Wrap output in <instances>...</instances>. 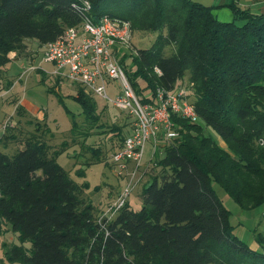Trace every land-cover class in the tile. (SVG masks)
<instances>
[{"label":"trees","instance_id":"trees-1","mask_svg":"<svg viewBox=\"0 0 264 264\" xmlns=\"http://www.w3.org/2000/svg\"><path fill=\"white\" fill-rule=\"evenodd\" d=\"M80 1L0 0V68L13 52L27 51V40L43 47L78 26ZM87 1L96 22L110 16L129 21L133 31L157 34L150 48L133 42L135 77H128L141 97L146 90L174 91L188 78L199 120L174 118L180 137L160 149L162 170L144 188L141 210L127 203L101 221L81 186L35 137L13 155L0 151V234L5 223L22 240L8 260L264 264V234L257 238L262 251L236 236L232 213L214 189L219 185L242 210L264 206V10L256 14L231 0L226 6L234 20L224 22L214 7L193 0ZM77 101L83 113L97 110L91 99Z\"/></svg>","mask_w":264,"mask_h":264},{"label":"rangeland","instance_id":"rangeland-1","mask_svg":"<svg viewBox=\"0 0 264 264\" xmlns=\"http://www.w3.org/2000/svg\"><path fill=\"white\" fill-rule=\"evenodd\" d=\"M193 1L214 7L220 21H230L225 13L231 14L232 10L226 6L231 0ZM240 6L253 13H259L264 10V0H242ZM156 38V33L135 30L133 42L138 49H147L155 43ZM26 44V52H13L27 60L26 63L23 62L25 67L32 64L29 62H32L37 54L36 67H42L49 73L53 72L54 67L51 64L42 62L43 47H38V43L29 40ZM173 49V46L166 48L165 54L169 55ZM134 55L133 47L130 46L124 56L127 75L131 74L133 78ZM21 62L22 60H13L8 68H0V129L4 133L0 150L13 155L23 148L27 140L35 137L43 144L47 155L55 157L81 186L86 201L95 206V214L99 220L105 217L114 218L113 213L117 212L113 205L118 201L120 192L126 188L128 181L127 178L118 176V172L111 165V156L129 134L131 118L123 110L92 97L82 86L69 79L57 80L53 76L42 82L41 70L30 71L24 75L25 68ZM182 84L188 88V78L183 80ZM80 96L91 99L97 110L90 114L83 113L77 101ZM20 101L32 114L19 104ZM209 134L220 146L228 148L217 132L209 131ZM152 156L153 146L148 143L145 165L141 168L137 180L141 173H144V176L136 184L128 200L136 211L142 208L141 195L144 188L162 170L156 165L157 157L152 159ZM214 189L232 213L235 235L251 249L262 251L257 238L264 234V206L249 211L242 210L219 185L214 184ZM21 244L19 234L3 223L0 234V264H19L10 262L6 253L12 246ZM23 246L29 251L32 249L30 242H25Z\"/></svg>","mask_w":264,"mask_h":264},{"label":"built area","instance_id":"built-area-1","mask_svg":"<svg viewBox=\"0 0 264 264\" xmlns=\"http://www.w3.org/2000/svg\"><path fill=\"white\" fill-rule=\"evenodd\" d=\"M92 9L90 1H80L82 22L68 28L57 41L44 45L42 58L54 66L56 75L79 84L92 97L123 110L131 118L129 134L111 156V165L118 176L128 181L113 205L117 212L112 215L115 218L144 176L141 173L137 180L145 165L148 143L153 146V159L162 147L180 137L175 117L192 123L198 122L199 117L191 99L193 84L188 88L180 84L174 91L158 88L155 94L146 90L144 96L138 95L123 65L126 51L133 47L131 23L110 16H103L96 22L92 18ZM24 68V75L36 71L33 64ZM156 73L162 74L159 69ZM3 134L0 129V141Z\"/></svg>","mask_w":264,"mask_h":264},{"label":"crops","instance_id":"crops-1","mask_svg":"<svg viewBox=\"0 0 264 264\" xmlns=\"http://www.w3.org/2000/svg\"><path fill=\"white\" fill-rule=\"evenodd\" d=\"M256 1H258V0H256ZM222 5H225V4H222ZM221 9H224V8H221ZM230 10V9H229ZM223 11V10H222ZM231 11V10H230ZM216 11H215V9H214V14H215V16L218 18V16L216 15V13H215ZM260 13V12H259ZM256 14H258V13H256ZM225 16H226V18L227 19H229L230 21L229 22H232L233 20H234V15L232 14V11H231V14L230 15H228V13H225ZM219 19V18H218ZM220 20V19H219ZM28 41V40H27ZM29 41H32L33 43L34 42H36V43H38L36 40H29ZM27 45V44H26ZM39 46H41L39 43H38V47ZM30 49H31V47H30ZM41 49H43V48H41ZM37 54L35 55V58H34V60H32V62H29V63H32L33 65H35V63H36V61H37ZM42 57H43V54H42ZM12 61L13 60H17V61H21L22 60V62L20 63L21 65H23V66H25V64L23 63V62H25L26 63V59H24V58H20L19 57V55H16V54H14L13 53V55H12ZM42 62H44L43 61V58H42ZM53 66V65H52ZM35 67H36V65H35ZM54 67V66H53ZM8 68V67H7ZM36 70L38 71V72H40V70H41V72H40V74L42 75V82H43V80L44 79H46V78H48V77H53L54 76V79L55 78H57V80H66L67 78L65 77V76H63V75H56L54 72H55V68H54V70H53V72H47L46 70H44L42 67H40V68H38V67H36ZM79 85V84H78ZM21 106H23L30 114H32L31 112H30V110H28L27 108H26V106L25 105H23L22 104V102L20 101V103H19ZM34 115V114H33ZM40 115V114H39ZM39 115H37V116H39ZM1 151V150H0Z\"/></svg>","mask_w":264,"mask_h":264}]
</instances>
